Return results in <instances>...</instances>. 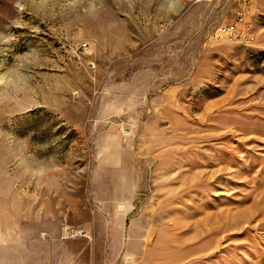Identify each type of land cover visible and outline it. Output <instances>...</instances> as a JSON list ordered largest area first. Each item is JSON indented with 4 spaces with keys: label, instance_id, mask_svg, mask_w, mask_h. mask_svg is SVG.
I'll return each mask as SVG.
<instances>
[{
    "label": "rangeland",
    "instance_id": "374dc122",
    "mask_svg": "<svg viewBox=\"0 0 264 264\" xmlns=\"http://www.w3.org/2000/svg\"><path fill=\"white\" fill-rule=\"evenodd\" d=\"M241 4L0 0V264H264V0ZM229 22L255 39L211 38Z\"/></svg>",
    "mask_w": 264,
    "mask_h": 264
},
{
    "label": "built area",
    "instance_id": "2783aa9c",
    "mask_svg": "<svg viewBox=\"0 0 264 264\" xmlns=\"http://www.w3.org/2000/svg\"><path fill=\"white\" fill-rule=\"evenodd\" d=\"M241 1L242 4L236 20H248L249 16L252 14L253 4L255 0H241ZM211 38L214 39L215 41L227 40V39L235 40L239 38H242L247 41H253L255 39V37H252V33L250 31L239 32V28H232V22L219 25L211 34ZM87 47H88V42H83L80 44L79 48L86 49Z\"/></svg>",
    "mask_w": 264,
    "mask_h": 264
},
{
    "label": "bare ground",
    "instance_id": "6f19581e",
    "mask_svg": "<svg viewBox=\"0 0 264 264\" xmlns=\"http://www.w3.org/2000/svg\"><path fill=\"white\" fill-rule=\"evenodd\" d=\"M240 21H243V20H240ZM232 28H237V26L236 25H232Z\"/></svg>",
    "mask_w": 264,
    "mask_h": 264
}]
</instances>
